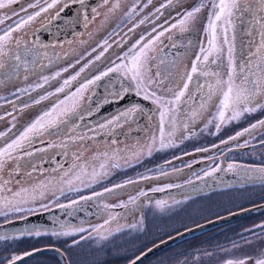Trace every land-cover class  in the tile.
I'll list each match as a JSON object with an SVG mask.
<instances>
[{"label":"flooded vegetation","instance_id":"1","mask_svg":"<svg viewBox=\"0 0 264 264\" xmlns=\"http://www.w3.org/2000/svg\"><path fill=\"white\" fill-rule=\"evenodd\" d=\"M50 2L51 0H42L37 4V0H19L18 3L11 6V9H4L3 13L0 14V18L7 16V14H4L7 12H10L8 16L16 12L20 14V17H23V12L21 9L24 8L27 9V13L30 11L29 14H34L35 12L39 11L41 7H47V3ZM199 3L200 0H172L171 5H168V0H151V3H149L148 0H109L108 4H105L104 0H83V3H81L80 0H58V3L53 8H48L46 12H41L40 16L36 17V19L30 23V27L32 29L29 32H22L19 35L18 39L23 41L21 51L23 50L24 46H27V48L30 50L29 53H35V57L39 55L42 58L45 57L48 59H55V57H60L62 55L71 53V55L67 57L72 58L73 60L78 59V61L76 63H64L66 66L64 69L69 70L65 74L63 73L64 76H66L65 80L76 75L77 72H74L75 70H79L78 72H80V69L85 65H88V67H86L85 70L80 73L75 81H71V83L65 87L64 92H54L53 97L46 99L48 101L47 105L42 104L43 107L40 109L38 108V111L32 116H30L31 110H28V115H26V117H31V122H33L35 118H39L40 114L43 115V113L46 112V109L44 108H52L60 100L65 101V104L60 105V107L64 108L70 105L72 101L68 99V97L75 93L76 89L82 83L100 75L108 68L114 67L116 64L121 63L120 59L115 56L116 50H118L119 47L122 48L120 55L124 56V54L127 53L128 57H126V59H130L131 52H125V49H132V46L135 45L137 41H140L141 37H144V41H141V43H143L155 36L158 32L163 31L164 29H169L172 24H177L182 18L183 10L189 11ZM30 4H36L37 6L30 8L28 7ZM134 4H139V7L137 8L136 13L131 18H128L126 13H128L129 9ZM145 5L147 6L145 7ZM161 5L168 6L161 8ZM157 8H160V13H156ZM206 8L209 11V8ZM93 9H96V11L93 12ZM61 16L62 19L59 20L57 24H55V21H57ZM11 20L12 19L7 21L5 20V23L0 25V27H5V25L9 23L8 21ZM141 20H144L143 24L140 23ZM194 21L195 20L189 22V27ZM44 25H48L49 27L50 33L47 35L44 34V32L40 33V29ZM153 28H155V32L152 31ZM169 36L172 37L171 40L168 39ZM196 37V30L191 33L184 34L179 33L178 28L172 29L170 32H165V36L161 37L163 44L159 45V47L162 48L160 55L166 56L168 63L167 65H161L159 60H157L151 65L149 75L152 77L154 83L151 85L150 90H154L157 95L171 99L173 97V92L169 91V89L183 87V83L187 79V74L192 67V63L196 60V56L200 51V43L207 47L206 36H203V40L199 41L196 40ZM25 38L31 39V42L34 46L29 47L25 41ZM42 40L50 43H42ZM105 40H107V44H104ZM120 43H123L122 46ZM172 44H175V47H172ZM109 45H111V47H109ZM104 48L108 49L107 52H104V55L101 56L99 60H96L95 57L104 51ZM173 61L176 62V65H179V70L173 66ZM211 67L214 68V66ZM27 68L28 70H54L52 66ZM166 68L168 70H166ZM22 70H24L23 67L19 69V72L21 73ZM157 71L161 73L160 76L156 75ZM4 73V71H0V91L5 90L8 84L6 74ZM182 80H184V82H182ZM196 80L197 77L194 75L193 82L189 84L188 92H186L185 96L182 98V101H186V104L182 103L179 106L178 112L176 113L175 124H171L169 130H165V134L168 137V133H173L172 136L169 137L171 139L175 137V133L178 129L185 131L186 128H188L185 131L187 136L207 134V136L211 139L216 137L218 138L221 135L220 132L222 129H224L226 124L230 121L227 120L229 114H226V122L221 124L219 131H216L215 124L217 121L214 119L216 111H212L209 115V121L211 120L212 123L209 124L208 131L205 130V127H207L206 123L196 125L192 131L190 126L186 128L184 127L185 124L191 123L192 121L190 118L192 112L189 111V109L198 110L199 108V100L197 99L194 102V100L190 98V93H196ZM173 81H175V83ZM122 85L123 87L130 89L127 93L131 92L136 94V92L130 88V82L128 78L122 74V72L109 73L108 76H105L100 81H97L95 85H89L92 88L85 90L83 93V99L80 100V105L84 107L80 113H82L84 117H87L91 114L99 112L104 105H107L111 102H120L127 95V93L124 94L120 99H116L114 97V93L119 92ZM60 86H63V84ZM50 87L51 85H48L45 87V89L49 91V89H51ZM21 91L22 88L15 90L11 94V96H14V99L10 101V98L7 99L8 95L0 94V133L2 130H4L3 128L5 125L2 124H6L8 115L10 117L13 116L16 118L17 116H20L19 112L23 107H37V103L35 102L37 101V97L33 99L35 96H37V94H34L36 90L34 91L31 89L29 92H24L23 94H21ZM28 94L32 95L29 97L30 99H23ZM139 96L144 97L143 94H140ZM76 98L77 97L75 96L72 97V99ZM88 98L89 100L87 102L86 100ZM148 100L152 102L151 99ZM214 105L215 101L213 99V101H211L208 105L209 111L211 108H214ZM132 107H137V110H141L142 113H144L142 118L146 119V124L150 123L148 122L147 116L154 115L156 111V104L154 103L152 110L149 112L144 110L139 105H132L126 109ZM126 109L114 115L110 119L98 124L96 127L85 131H78V127H76L74 132L71 130L73 123L79 126L81 121H79L77 116L73 117L68 125L60 128L59 131H54L55 128H51L47 132H44L42 136H34V139L30 145L26 144L23 149L19 150L18 154H14V159L7 160L4 165V170H7V167L10 165V163L12 164L10 168L14 169L13 174L12 171L8 172L10 175L9 180H5V176L2 177V169H0V181H6L8 185L18 189H21L22 187L32 188L34 185L38 184V182L44 183V181L52 183L61 180L64 182L73 176H80L82 174L90 176L92 180L93 171L99 173L97 177H101V180L84 184L76 189H70L75 190L72 192L75 195V198L72 200L75 202L73 203L75 205L70 206L62 204L64 207H60L61 204H59L48 208H54L58 210H55L48 216V222H43V224H46L45 229L40 230L41 235L39 236H42L44 239H49L53 238V232L58 234L73 228H85L78 227L77 225H87L94 223L97 221V219L98 221L101 220L98 222V226L86 228L82 234L78 233V235L75 236L73 243L67 247V250L71 252L72 249L76 248L78 245H82L81 249H85V251L82 252L80 256H77L76 259L72 258L71 252L67 253L55 245H49L62 250L67 259L70 257L68 259L69 263L71 262L70 264H129L132 260L136 259L144 251H146L148 248L142 252L136 253L137 249L134 248V240L136 238L134 233L135 227L131 228V226H126V224L133 223V220L138 215H141L143 219H146L144 208L139 206V203L142 202L144 207V204L146 203L145 197L150 198L153 196L155 198L158 197L165 200L166 197H177L186 194L187 191L193 190L195 188L197 189V194L199 195L204 193L205 190H202L201 188L204 187L205 183L212 184L213 186L217 185L219 188H228L230 185L229 177L231 174H233L238 179H242V186L248 183L250 180L254 181L253 183L257 186H262L264 184V181L261 179V176L264 174L251 171V169L255 168H264V164L241 161L233 163L237 165L235 170H229L227 167L230 164V162L227 160V155H229L231 152H245L246 150H250L252 148L259 149V147L264 145L263 142L248 144L241 147V145L231 146V140H228L227 144L223 143L225 140H221L217 145H215L214 141L212 140L206 146V151L212 152V156H209L210 158H200L188 165L186 170L178 167L171 168L166 170L165 174L173 173L177 174V178H188L193 172H195L197 169H201L203 166L211 165L216 167L219 165L220 171H216L218 178L214 179V181H211L212 175L192 179L191 183H189V181L183 183V185L180 187L184 188L181 190H178V187L163 189L162 191L170 190V193L162 196L149 195V193L154 191H147L146 195L139 196L135 203L128 204L127 208L120 206L110 207L105 205L102 198H108L119 194V196H124L130 191V189L134 188L135 185L133 175L135 161H133L134 154L132 153L135 144L132 143L136 136L144 135V132H142L140 129H145V126L143 125L142 127V125H139V116L135 119L136 115H131V112H129L127 116H124L123 113ZM207 117V115L201 114L197 116L195 120H204ZM75 119L76 121H74ZM28 123L26 124V127L28 126ZM144 123L145 122L143 120V124ZM102 125L103 127H101ZM20 133L21 132H17L13 136L16 137V135L18 136ZM76 135H81L76 137V141L78 142L77 146L73 147L65 145L63 148H61L60 143H63L64 139H67L70 136L75 137ZM167 136L165 138H167ZM90 137H92V139H90ZM145 137L146 136H144V138ZM172 142L174 141H171V143ZM5 143V137H0V145ZM65 143L70 144L69 141H66ZM166 143H168V141H166ZM182 143L183 140H180L175 144L178 146ZM184 146V144L181 146V150L184 148ZM32 147L35 148L30 149ZM223 148H226V150L224 152H220V149ZM40 149L45 150L40 151ZM77 150L84 153L86 152V154L81 156V153L78 152V157L76 158ZM123 150H128L126 157H123L122 155ZM198 151L199 150L195 149L192 152L195 154ZM27 153L32 154L27 155L26 158H18L19 155H24ZM69 155L70 157L67 158ZM147 155L150 156V154ZM116 167H119L122 170L119 171V169H116ZM106 172L110 176L112 175L113 179L115 175L120 177L125 176V179L117 181V184H110L112 179L104 177ZM221 178H224L225 180H221ZM129 180L133 181V183H126ZM23 183L25 184L22 185ZM81 183H84V181H81ZM105 184H108L106 189H114V191L108 193L105 192L104 189L101 192H97L103 193L102 196L94 195L96 194V191L93 192L94 190L87 192V189H89L91 186H97V189ZM116 185H124V187L115 188ZM129 185H132V187H129ZM179 191L181 193H178ZM7 192H1L0 188V194L6 195ZM80 192L85 193L83 199L76 197V194H79ZM70 193L71 192L64 193L62 197H66L67 199V196ZM105 206L108 207L106 208ZM263 214L264 213H261L259 215L252 216L231 224L219 226L188 237L187 239L198 238L202 236L203 238L201 241H203L202 244H204L213 237L212 235H221L227 230L238 227L242 228L243 222L252 219L255 220V218H258ZM222 215L224 214L209 217L205 221L220 217ZM142 234L145 235L146 239L144 243H147V241L149 242V240H147L149 239V231L147 228L143 227ZM12 236L13 235L0 236L4 237L3 239H0V243L8 241V239H11ZM17 236L20 237V241L27 240L28 237H36L34 232L32 235ZM113 241H115L117 245L120 243L118 249H113L111 247ZM156 255L141 264H147ZM12 256L13 255L10 257ZM129 260L131 261L129 262ZM227 260L231 259L219 260L217 263L225 264ZM240 260H242V258ZM1 261L3 263L0 264H6L7 262L6 259H2V256H0V262ZM195 264L213 263H210L209 259H203L199 263L196 261Z\"/></svg>","mask_w":264,"mask_h":264},{"label":"rangeland","instance_id":"2","mask_svg":"<svg viewBox=\"0 0 264 264\" xmlns=\"http://www.w3.org/2000/svg\"><path fill=\"white\" fill-rule=\"evenodd\" d=\"M42 0H39L41 2ZM26 9V8H24ZM23 17H27L29 14L27 11H22ZM186 12V10H183V14ZM3 13V10H0V14ZM10 12L4 13L9 14ZM12 16V20L8 21L5 25V27H0V34H3V31L7 29L9 25H14V21L18 19L16 16ZM6 17V16H5ZM16 18V19H13ZM208 18V10L205 7L199 14H197L195 21L190 24V27L196 28V40H203V36H206L204 32L205 25L207 23ZM248 16H244L245 23H241L239 19L235 20V23L237 25L236 27V44L238 51L240 50L241 44H247V42L252 39L247 34V28L248 25L246 21L248 20ZM8 19H6L7 21ZM27 25L24 29H22L20 32H14L13 36L15 38H18L19 35L23 32H29L32 28ZM258 39V37H257ZM25 41L27 42V45L34 46L31 42V39L25 38ZM123 43H120L122 46ZM137 44V43H136ZM135 44V45H136ZM202 43H200L201 46ZM220 46L225 48L226 45H223L222 40L220 41ZM13 50H15V45L12 46ZM121 47L116 50L115 56L121 57L120 51ZM130 48L125 49V52H129ZM244 51L246 52L247 49L245 48ZM35 54V53H34ZM32 53H29L27 56V67H49L52 66L54 70H22V72H19V69L23 66H21L17 71L19 75H11V78H7V87L5 90H1L0 94H6L7 99L12 100L14 99L13 95L11 94L17 90L18 88H22L23 91H21V94L24 92H29L31 89L35 91L34 94H37L33 99L40 100L41 96H47L48 98L54 96V92L58 88H60L61 84H63L64 80L66 79V76L64 74L67 71H64L62 69L66 68L64 65L65 62H73L76 63L78 59L73 60L72 58H69L67 56H70V54L62 55L60 57H55V59H48V58H42L39 55L35 57ZM81 59V58H80ZM121 61V60H120ZM12 63H15L14 61ZM24 68V67H23ZM28 69V68H27ZM79 70H75L74 72H78ZM59 72V76H55V74ZM64 73V74H63ZM6 74V73H4ZM55 76V79H52V77ZM43 77H49V82L47 84H44ZM200 82H204V78H199ZM184 82V80H182ZM43 85V87H36L37 85ZM16 85V86H15ZM51 85V89L46 90L45 87ZM92 87L89 86L88 89H91ZM52 95H49V94ZM10 95V96H9ZM20 95V94H17ZM32 95H27L23 99H30ZM6 98V96H5ZM47 98V99H48ZM86 99V98H85ZM89 98L86 100L88 102ZM215 104L218 103V97L214 98ZM259 101L262 105H264V90L261 92V96L259 98ZM47 100L40 101L37 103V107H30V108H22V110L19 112L20 116H17L16 118L13 116L8 115V119L4 130L1 131V133H4V137L6 139V142H9L11 139L15 138L13 135H15L17 132H23L26 128V124L30 125L31 117H26L28 115V110H31L30 116L35 114L38 111V108H42L43 105H47ZM94 103V102H92ZM92 105V104H91ZM255 103L250 105V107H255ZM54 107V106H53ZM52 107V108H53ZM63 108V107H61ZM48 109V108H44ZM51 109V107H50ZM84 109L82 105H80V109L78 110L81 112ZM212 111H216L217 109L214 108L209 111H203L202 114L207 115L208 117L204 120H192L191 123L187 124V127L190 126L191 131L196 125L200 124H207V127H205V130L208 131L209 128V115ZM8 113V112H7ZM135 114V119H140L139 125L145 126V129H140L142 132H144L143 136H136L133 140L132 144L134 145V150L132 151L133 155V161L134 162V188L130 189V191L124 195V196H112L108 198H102L103 203L105 205H108L110 207L120 206L121 204H128V201L132 197H139L140 193H147V191H153V189H170L174 187H178L177 189L181 190L184 187H180L183 185V183L191 181L192 179L205 177L206 172L211 171L215 168V166L206 165L203 166L201 169H197L195 172H193L188 178H177V174H165L166 170H169L171 168H182L183 170L187 169V166L190 165L192 162L200 159V158H210L212 156V152L206 151L207 144L210 143V141H214L215 145L218 144L219 141L225 140L228 143V140L230 141V144L233 145H248V144H256V143H264V126H258L256 129L252 130L251 132H245L243 135L237 137L236 139H230L231 137H235L238 132H243L244 129L250 128L252 124H257L259 121L264 120V107L257 108L256 111L253 112H246L244 113L238 120H230L229 123L226 124L225 128L222 129L220 132V137H216L214 139H211L207 136V134H196L195 136H187L185 131H181L182 129H178L175 133L174 138H169L166 134L165 142L174 141L171 143L170 146L161 148L159 144V136H160V129H159V111H158V105H156V111L154 115L147 116L149 124H146V119L142 118L141 110H137L135 112H131V115ZM229 114L230 113H226ZM41 116V114H40ZM39 116V117H40ZM76 117V116H73ZM72 117V118H73ZM36 120V118H35ZM34 120V121H35ZM144 120V124H143ZM33 121V122H34ZM76 121V119L74 120ZM80 121V120H79ZM65 125H61L60 128L64 127ZM171 123L165 124V130L170 128ZM141 127V126H140ZM211 130V129H210ZM215 130L217 131L216 127ZM54 131H57V129H54ZM81 135H76L75 137H68L67 139H64L63 143H60L61 148L63 146H77L76 137H79ZM144 136H146L144 138ZM17 137V135H16ZM187 138V139H186ZM34 137H32L31 142L33 141ZM92 139V137H90ZM180 140H183V143L176 146V142H179ZM69 141L70 144H66L65 142ZM155 141V142H154ZM176 141V142H175ZM61 142V141H60ZM247 142V144H246ZM185 145L184 148L181 150V146ZM26 146V145H25ZM188 146V147H187ZM203 148V149H202ZM195 149L199 150L194 154ZM45 149H40V151H43ZM150 150V156L149 154ZM226 148L220 149V152H224ZM78 152L76 151V158L78 157ZM81 156L85 155L86 152H80ZM128 153V150H123L122 155L123 157H126ZM190 155H189V154ZM28 154L19 155L18 158L27 157ZM210 156V157H209ZM67 156V158H69ZM189 157V158H187ZM227 160L230 162V164L236 163V162H253L257 164H264V145L259 147V149L252 148L250 150H246L245 152H231L229 155H227ZM212 161V160H211ZM12 164L7 167V170H4V167L1 170L2 177L5 176V180H9L10 175L8 174L9 171H12V174L14 173V169L10 168ZM122 170L119 167H116V169ZM17 173V172H16ZM119 173V172H118ZM132 175V176H133ZM89 177V178H88ZM105 178L112 179L110 184H117V181L125 179L124 177L116 176L114 179L112 178V175L109 174L104 175ZM143 177H148V179H143ZM89 180H88V179ZM118 178V179H117ZM218 178L217 173L214 172L211 176V181H214V179ZM101 177H97L95 180H91L90 176H87L85 174H82L80 176H73L69 180L71 181V184L68 183L69 180L62 182L61 180H58V182H52L48 183L44 181V183L38 182V184L34 185L32 188H25L22 187L21 189L13 188V186H10L6 184L3 188H1V192H7L5 194H0V197H7L8 199H12V196L16 192H20L21 190H28L25 192L24 196L18 197L17 201H13L12 204H9L7 206L4 205L3 201L0 200V224L17 219L25 217L29 214H34L35 212H39L42 210H46L48 208L54 207L59 204H66L73 206V198H75V195L73 193L69 194L66 197H62L64 193L67 192H73L75 190L70 189H76L81 187L84 184H89L94 181L101 180ZM79 180V181H78ZM88 180V181H85ZM140 180V182H139ZM221 180H225L224 178H221ZM227 180V179H226ZM230 185L228 188H219V186L212 184H206L204 185L202 190H205L203 194L198 195L197 189H193L190 191L184 192L186 194L175 196V197H166L164 199L155 198L151 196L150 198H146V203L144 204L140 202L138 205L145 210V216L146 219H143L141 215H138L131 224H126V226H135L134 233L136 235V238L134 240V248L137 249L136 253L142 252L149 248L151 245L155 244L156 242H159L163 239H166L169 236H172L182 230H185L189 227H192L196 225L199 222L205 221L207 218L212 216H217L219 214H225L229 213L235 210H239L248 206L256 205L264 201V184L262 186H257L254 184L252 180L248 181L245 185L242 186V179L236 178L233 174L229 177ZM81 181H84V183H81ZM23 183L22 185H24ZM171 185L172 187H168ZM222 185V183H221ZM97 186H91L89 189H87V192L90 190H94L93 192H101L104 189L108 187V184H105L99 188L96 189ZM129 187H132V185H129ZM35 188V198H32L31 190ZM218 188V189H217ZM96 189V190H95ZM214 189V190H212ZM216 189V190H215ZM43 190V194L41 195L40 192ZM210 190V191H209ZM10 191V192H9ZM66 191V192H65ZM178 193H181L180 191ZM85 196V193L80 192L79 194H76L77 198L82 199ZM188 196V197H186ZM157 201H163L165 202L164 207L158 208L157 207ZM179 202V203H177ZM81 203V202H80ZM46 205L47 207H44ZM16 207L22 208V209H33V211H22V212H16V211H10L9 209H14ZM139 208V207H138ZM140 209V208H139ZM7 213V215H4L3 213ZM4 221V222H2ZM101 221V220H99ZM98 219L97 221H93L94 223L91 224H81L77 225L78 227H85L91 228L96 227L99 225ZM125 226V224H124ZM143 227L147 228L149 231V242L147 243L145 239V235L142 234ZM79 229V228H77ZM84 232V231H83ZM61 233V232H60ZM79 234H82V232H75L72 235H61V234H54L53 238L44 239L42 236H36L34 238L28 237L27 240H12L4 241L0 243V256H2V259H6V263L13 257V256H23L25 253H30L32 251H35L37 249L44 248L49 245H55L58 248L62 249L64 252H71L67 250V247L70 246L71 243L75 240V236ZM213 237L210 238L209 241H206L204 244L201 239L203 238H190L180 241L179 243L173 245L172 247L167 248L163 252L157 254L152 260H150L147 264H195L196 261L201 262L203 259H209L210 263L218 264L217 261L223 260V259H231V260H240L247 259V264H254V261L258 258H264V214L259 216L258 218L247 220L243 222L242 228H234L227 230L224 232V234L221 235H212ZM116 241V240H115ZM113 241L111 244V247L113 249H118L119 245L116 244V242ZM121 242V241H120ZM84 244V243H83ZM241 244H242V250H241ZM5 246V247H4ZM52 247V246H49ZM82 245H78L76 248L72 249L71 256L72 258L76 259L77 256H80L82 252L85 251V249H81ZM242 252V254H241ZM13 255L12 257H10ZM69 256V255H68ZM70 258V257H69ZM68 258V259H69ZM131 260H129L130 262ZM0 263H3L2 261ZM71 263V262H70ZM23 264H63L62 259L60 256L56 253H46L42 255H38L37 257L23 263ZM146 264V263H145Z\"/></svg>","mask_w":264,"mask_h":264},{"label":"snow or ice","instance_id":"3","mask_svg":"<svg viewBox=\"0 0 264 264\" xmlns=\"http://www.w3.org/2000/svg\"><path fill=\"white\" fill-rule=\"evenodd\" d=\"M19 0H0V10L11 9L13 4L18 3ZM39 0H37L38 4ZM83 3V0H80ZM151 3V0H148ZM58 3V0H51L47 3V7H41L39 11L34 14L25 17H20L19 13L14 12L13 16L18 17L14 21V25H9L3 34H0V71L6 73V78H11V75H19L18 69L23 66L24 70L27 71V56L30 50L27 46L23 47L21 51L23 41L21 39L15 38L13 36L14 32H20L27 25L40 16L41 12H46L48 8H53ZM105 4L109 3V0H104ZM172 4V0H168V5ZM168 5H161V8ZM36 4H30L28 7H36ZM147 5H145L146 7ZM139 4H134L126 13L128 18H131L135 13ZM205 7L209 8L207 23L204 28L206 34L207 47L201 44L200 51L196 56V60L193 61L192 67L187 74V79L183 83V87H177L176 89H169L173 92V97L171 99L165 98L163 96L157 95L154 90H150L151 85L154 83L152 77L149 75L150 67L155 61L159 60L161 65H167V57L161 56L160 52L162 48L159 45L163 44L161 37L165 36V32H170L172 29L179 30V33H191L195 31L193 27H189V22L195 20L197 14H199ZM21 11H27V9H21ZM96 9H93L95 12ZM156 13H160V8L156 9ZM155 15V14H154ZM247 15L249 18L246 21L248 28L247 34L252 37L247 44H241L240 50L238 51L236 44V23L235 20L239 19L241 23H245L244 16ZM12 19V16H6L0 18V25L5 23V20ZM87 19V17H86ZM147 19V18H145ZM141 24L144 20L140 21ZM131 31V29H130ZM155 32V28L152 30ZM258 37V39H257ZM169 40L172 39L171 36L168 37ZM222 40L225 48L220 46V41ZM144 41V37H141L140 41H137L136 45L132 46L130 49L131 57L126 59L128 54L125 53L124 56L118 57L121 60L120 64H116L114 67L108 68L105 72L100 75L95 76L91 80H87L82 83L75 91L68 97L72 102L70 105L61 108L60 105L65 104L64 100H60L53 108L46 111L37 118L34 122L28 125L23 132H21L17 137L11 139L3 145H0V169H2L7 160L14 159V154H18L19 150L23 149L26 144L31 143V139L34 136H42L44 132H47L51 128L60 130V125H68L73 116H77L79 120H84V115L78 110L80 109V100L83 99V93L88 89L89 85H95L97 81H100L103 77L108 76L109 73L116 72L121 73L128 78L130 82V88L136 92L137 95L143 94L144 99H151L152 102L158 105L159 111V144L161 148L168 147L171 145V140L168 143L165 142V124L171 123L175 124L176 113L178 112L179 106L186 101H182V98L188 92L189 84L193 82V76L196 75V93H190V98L199 100L198 110L189 109L192 112L191 119L202 114L203 111L208 110V105L214 98L218 97V103L215 104L217 112L214 119L217 121L215 127L219 131L221 124L226 122V113H230L228 119L238 120L244 113L256 111L257 108L264 107L259 101L262 90H264V0H200L197 6L193 7L191 10L186 11L182 18L177 24H172L169 29H164L158 32L155 36L151 37L147 41ZM107 44V40L104 41ZM13 45H15V50H13ZM139 45V46H138ZM111 47V45H109ZM175 47V44H172ZM247 49L245 52L244 49ZM107 48H104L99 55L95 57L99 60L104 52H107ZM15 63H12V62ZM91 63V62H90ZM173 66L179 70V65L176 62H172ZM211 66H214L212 68ZM88 65H85L77 72L76 75L70 77L63 82V86L56 90L57 93L64 92L66 86H68L71 81H75L81 72L85 70ZM211 69V70H210ZM166 70H168L166 68ZM67 71V69H64ZM60 73L57 72L55 76H59ZM157 76L161 73L157 71ZM55 76L52 79H55ZM203 77L204 82L201 83L199 78ZM44 84L49 82V77H43ZM175 83V81H173ZM36 87H43V85H37ZM130 89L121 86L119 92L114 93L116 99L122 98ZM23 91V90H22ZM49 95H52L51 93ZM77 97L72 99V97ZM47 96H41L40 100L47 99ZM40 100L35 101L39 103ZM255 103V107H250ZM137 111V107H132L126 109L123 113L127 116L129 112ZM90 113V110H89ZM118 122V121H117ZM209 123H212L210 120ZM258 126H264V120L259 121L257 124H252L250 128L244 129L243 132H238L235 137L230 139H236L237 137L243 135L245 132H251ZM78 125L72 124L71 130L74 132ZM103 127V125L101 126ZM187 127V124L184 125ZM173 133H168L169 137ZM5 134L0 133V137ZM155 142V141H154ZM227 141H223L226 143ZM247 144V142H246ZM246 145H241V147ZM31 155L32 153H27ZM149 154L150 150H149ZM103 167V166H102ZM229 170H235L237 165L229 164ZM220 171V166L217 165L214 169L206 172L205 175H212L214 172ZM253 172L264 174V168L251 169ZM99 173L93 171V180ZM143 179H148V177H143ZM262 181H264V175L261 176ZM71 184V181H68ZM126 183L131 184L133 181L129 180ZM191 183V181H189ZM7 184L6 181H0V188H3ZM124 185H116L115 188H123ZM168 187H172L169 185ZM163 189H153V191H162ZM28 190H21L13 194L12 199L7 197H0L4 205L7 206L12 204L13 201H17L18 197H23L25 192ZM114 189H105V192L111 193ZM36 189L31 190L32 198H35ZM40 194H43L41 190ZM96 196H102L103 193H96ZM140 196L146 195L145 193H140ZM83 199V198H82ZM138 197H132L129 199L128 204H134ZM75 203V202H73ZM179 203V202H177ZM128 204H121L120 207L127 208ZM165 202L157 201V207L163 208ZM44 207H47L44 205ZM60 207H64L61 205ZM106 208L108 206H105ZM10 211L22 212V211H33V209H22L16 207L14 209H9ZM7 215V213H3ZM133 227H135L133 225ZM83 228H73L63 231L59 234L61 235H72L75 232H83ZM98 231V230H97ZM36 236L41 235L40 230H29L26 234ZM52 234H57L53 232ZM4 237H0L3 239ZM151 251V249H149ZM32 253H25L26 256ZM21 256H13L8 264H16L17 260H21ZM137 257L136 260H139ZM247 259L242 260H227L225 264H247ZM136 260H132L131 264H136ZM254 264H264V258H258L254 261Z\"/></svg>","mask_w":264,"mask_h":264},{"label":"water","instance_id":"4","mask_svg":"<svg viewBox=\"0 0 264 264\" xmlns=\"http://www.w3.org/2000/svg\"><path fill=\"white\" fill-rule=\"evenodd\" d=\"M62 19V16L55 21V24L59 22V20ZM44 32V34H49V27L48 25H44L40 29V33ZM42 43L48 44L50 42H47L45 40L41 41ZM132 105H139L146 111H151L153 103L148 100L144 99V97L139 96L134 93H127V95L121 100L120 102H111L107 105H104L99 112H96L94 114H91L90 116L84 117L83 121H80V125L78 126V131H85L91 128L96 127L98 124L110 119L114 115L118 114L119 112L123 111L124 109L132 106ZM35 147H32L30 149H33ZM197 167V166H194ZM170 193V190L168 191H154L149 193V195H156V196H162L165 194ZM58 209H49L43 212L34 213L31 215H28L24 218H17L14 220H11L9 222L0 224V236H10V235H22L26 234L29 230H42L45 229V225L43 222H48V216ZM261 213H264V202L248 206L227 214H224L220 217L213 218L211 220L205 221L201 224L195 225L193 227L187 228L177 234H174L164 240H161L154 245H152L150 248H148L146 251H144L140 256L139 260H136V264H141L144 261L150 259L157 253L161 252L162 250L170 247L171 245L185 239L188 237H191L193 235L208 231L210 229L231 224L252 216L259 215ZM151 249V251H149ZM54 252L60 255L63 264H70L68 259L66 258L64 252L62 250L58 249L57 247H45L42 249H37L35 251H32L31 255H23V259L17 260L16 264H22L38 255L44 254V253H50ZM8 264V263H7ZM131 264V262L129 263Z\"/></svg>","mask_w":264,"mask_h":264},{"label":"bare ground","instance_id":"5","mask_svg":"<svg viewBox=\"0 0 264 264\" xmlns=\"http://www.w3.org/2000/svg\"><path fill=\"white\" fill-rule=\"evenodd\" d=\"M208 221V220H207ZM205 222V221H204ZM203 223V222H202ZM199 224H201V223H199ZM196 225H198V224H196Z\"/></svg>","mask_w":264,"mask_h":264}]
</instances>
